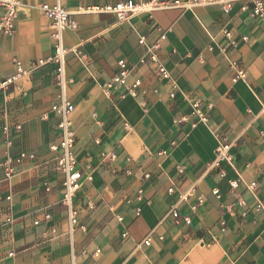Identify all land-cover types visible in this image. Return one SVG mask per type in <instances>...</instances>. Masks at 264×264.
I'll return each mask as SVG.
<instances>
[{
  "label": "crops",
  "instance_id": "0c3cea01",
  "mask_svg": "<svg viewBox=\"0 0 264 264\" xmlns=\"http://www.w3.org/2000/svg\"><path fill=\"white\" fill-rule=\"evenodd\" d=\"M22 1L16 34L0 35V81L16 72L17 62L28 69L9 90H0V131L10 127L7 136L0 133V158L24 151L37 157L24 160L9 181L0 182V225L8 215L14 219L0 230V264H71L62 178L54 171L58 151L51 148L60 137L59 118L51 112L60 96L56 65L49 61L31 69L34 61L53 54L51 20L39 7L56 0ZM60 1L79 25L64 33L67 97L75 105V152L84 173L74 198L85 226L73 238L76 263L264 264L263 19L243 11V0L229 13L219 5H195L146 11L127 21L84 11L123 0ZM158 25L168 29L160 54L178 83V96L168 98L169 84L150 64L129 76V83L142 79L137 97L122 96L124 87L107 92L104 83L118 71L119 59L137 64L143 53L139 35L153 42ZM224 26L238 38L248 36L228 54L220 50L226 44ZM230 59L239 61L246 78L234 79ZM190 100L205 108L213 103L208 123L193 127L191 121H178ZM218 132L231 143L229 162L217 161ZM110 152L117 158L104 159ZM199 195L205 202L193 212ZM174 206L192 216L190 225L165 219ZM147 237L150 244L144 243Z\"/></svg>",
  "mask_w": 264,
  "mask_h": 264
},
{
  "label": "built area",
  "instance_id": "2783aa9c",
  "mask_svg": "<svg viewBox=\"0 0 264 264\" xmlns=\"http://www.w3.org/2000/svg\"><path fill=\"white\" fill-rule=\"evenodd\" d=\"M236 0H148L146 2H137L136 0H123L117 3H107L103 5H94L84 8V11L95 13H111L114 14L119 21H127L133 15L150 11L155 9H167V8H181L188 9L195 5H219L222 7L225 13H229L233 8ZM23 5L22 0H0V35L7 37H13L16 34V21ZM42 12L51 20V35L54 41L53 54L48 59H39L34 61L31 65V69H36L41 65L51 61L56 65V79L60 86L59 99L51 106V112L59 119L57 127L59 129V141L51 146L53 150L58 151L54 171L62 178V185L64 189L62 202L66 205L67 215L69 220V240L72 249V263L77 264L75 261L76 251L74 247V234L77 229H85V226L79 222V212L75 207L74 198L81 187L84 173L79 167L78 159L75 152L76 146V132L73 127L72 114L75 110V105L67 97V85L68 78L66 75L67 55L68 49L65 46L64 33L66 30H77L78 23L71 17V13L62 5L60 0H56L54 3H42L39 7ZM241 9L248 11L252 16H259L264 21V0H243ZM157 38L153 42L148 41V37L145 34L139 35L138 43L143 48V53L137 64L132 65L127 59L122 58L118 61V71L104 83V88L107 92L117 87H124L125 90L122 96L129 93L135 97L139 95L138 89L142 85V79L136 78L132 83H129V76L133 69L138 68L141 65H152L156 77L161 81H166L170 89L168 91V98L175 99L179 93V87L177 81L173 78L170 69L161 57V49L164 42L167 40L168 29L156 26ZM221 34L226 39V44L220 46V50L224 54H228L231 50L237 49L241 41H247L248 36L242 35L237 37L232 29L228 26H224L221 29ZM214 43H217V38L213 37ZM214 43L210 46L213 50ZM77 54H80V50H76ZM230 67L235 70V80L239 78H246V70L240 66L238 60L230 59ZM28 73V69L21 63H16V72L7 76L0 81V90L7 91L10 87L16 83L19 79L23 78ZM213 103L207 104L206 108L200 100H190L189 110L178 118V121H191V125L194 127L200 123H208L210 120V112L213 109ZM46 116V115H45ZM128 126L126 125V128ZM20 124H16L14 129L19 130ZM10 127L4 125L0 131L3 134H8ZM7 136V135H6ZM218 146L216 149L218 163L229 162L232 158L230 149L231 143L228 136L224 132L217 133ZM6 143L11 146L12 141L6 138ZM173 141L172 144H175ZM37 157L34 152H21L17 156L8 155L6 158H0V171L3 173V178L0 182L9 181L16 173L18 165L24 160H33ZM104 159L114 160L117 158L115 152L106 153L103 155ZM225 173H222L224 176ZM149 177V174L145 175ZM88 179H92V175L87 176ZM231 185L236 187L238 185L237 180H231ZM255 182L251 183V186H255ZM46 190H51L49 181L44 182ZM173 191V188H170ZM213 193L218 195L219 189L214 188ZM8 198H11L9 196ZM138 199L144 204L143 189L138 191ZM205 198L202 195L197 196L196 202L191 206L193 212L197 211L203 206ZM262 208V206H259ZM137 211H141V206L137 208ZM47 219H51V214H46ZM171 218L176 225H190L192 223V216L190 214H183L180 210L174 206L165 216V219ZM122 219V217H120ZM14 222L13 216L8 215L5 222L0 225L3 229L6 225H12ZM39 221H35L38 224ZM128 234H123L126 237ZM151 238L147 237L144 240L145 244L151 243ZM100 249H97L95 254L99 253ZM86 253V251H83ZM10 252L9 255H13Z\"/></svg>",
  "mask_w": 264,
  "mask_h": 264
}]
</instances>
